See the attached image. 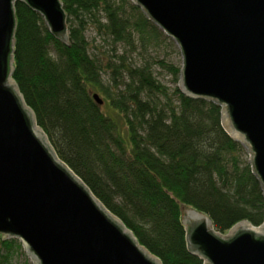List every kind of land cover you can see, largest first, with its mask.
<instances>
[{"label": "trees", "instance_id": "16d2710c", "mask_svg": "<svg viewBox=\"0 0 264 264\" xmlns=\"http://www.w3.org/2000/svg\"><path fill=\"white\" fill-rule=\"evenodd\" d=\"M61 1L65 39L26 1L14 4L12 77L56 155L163 264H205L189 247L183 206L221 233L264 224L249 150L224 128L217 100L181 90V66L159 53L172 37L134 0ZM22 255L32 264L19 237L0 233V264Z\"/></svg>", "mask_w": 264, "mask_h": 264}, {"label": "water", "instance_id": "95a60500", "mask_svg": "<svg viewBox=\"0 0 264 264\" xmlns=\"http://www.w3.org/2000/svg\"><path fill=\"white\" fill-rule=\"evenodd\" d=\"M17 0H0V233L19 237L35 264H163L54 152L12 77ZM51 32L68 35L61 0H24ZM178 44L181 90L222 106L264 189V0H134ZM99 104L104 100L94 93ZM190 249L205 264H264V224L227 233L183 206Z\"/></svg>", "mask_w": 264, "mask_h": 264}, {"label": "rangeland", "instance_id": "374dc122", "mask_svg": "<svg viewBox=\"0 0 264 264\" xmlns=\"http://www.w3.org/2000/svg\"><path fill=\"white\" fill-rule=\"evenodd\" d=\"M89 36L94 37V33L89 32ZM171 40L170 39L168 40L167 46L163 45V47L161 49H159V53L162 56L166 55L169 60L176 62L179 66H181V69H182L183 57H182L180 48H179L178 44L173 40V38ZM97 44L98 45L103 44L102 38L100 36H97ZM119 51L121 52V49ZM134 57L138 60L139 55L134 54ZM170 77H171V75H168L165 77V79H167L166 81L168 84H170V86H173L174 84L172 85V83L170 82V79H171ZM104 80H105V82H108L107 81V75L104 76ZM227 232H225V233H227ZM25 260H26V256L22 255L19 257V263L20 264L24 263ZM29 260H30V262H32V264H35V262L33 260H31V259H29Z\"/></svg>", "mask_w": 264, "mask_h": 264}]
</instances>
